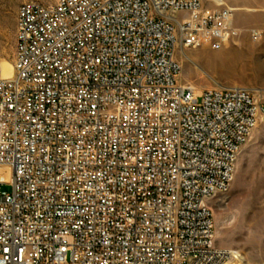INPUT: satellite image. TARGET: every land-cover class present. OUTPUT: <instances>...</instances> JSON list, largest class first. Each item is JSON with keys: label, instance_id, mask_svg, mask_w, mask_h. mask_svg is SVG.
<instances>
[{"label": "built area", "instance_id": "1", "mask_svg": "<svg viewBox=\"0 0 264 264\" xmlns=\"http://www.w3.org/2000/svg\"><path fill=\"white\" fill-rule=\"evenodd\" d=\"M232 21L225 0L18 7L0 78V264L227 262L212 206L263 110L242 87L196 95L177 53L223 49Z\"/></svg>", "mask_w": 264, "mask_h": 264}, {"label": "rangeland", "instance_id": "2", "mask_svg": "<svg viewBox=\"0 0 264 264\" xmlns=\"http://www.w3.org/2000/svg\"><path fill=\"white\" fill-rule=\"evenodd\" d=\"M202 1L206 7L216 6V0ZM26 2L50 5L55 0H0V65L13 67L17 10ZM225 5L233 11L238 37L219 51L207 46L180 50L179 83L201 93L220 87L246 88L263 110L237 157L229 191L215 200L212 213L215 245L230 256L226 264H264V75L221 68L233 53L257 56L264 62V0H225ZM2 191L10 193L11 187L3 186Z\"/></svg>", "mask_w": 264, "mask_h": 264}, {"label": "bare ground", "instance_id": "3", "mask_svg": "<svg viewBox=\"0 0 264 264\" xmlns=\"http://www.w3.org/2000/svg\"><path fill=\"white\" fill-rule=\"evenodd\" d=\"M183 57H185L190 62V59L188 57H186L185 55ZM232 57H233L232 60L225 63L221 67L226 72L239 69V70H245V71H248V70L252 71L255 75H264V62H260L257 56L239 55L238 53H233ZM241 58L247 59L248 62H243ZM13 74H14V68L12 66L5 65V64L0 65V78H11ZM195 93L196 95L201 94L200 91H197V92L195 91ZM229 258L230 256L228 257V260Z\"/></svg>", "mask_w": 264, "mask_h": 264}]
</instances>
